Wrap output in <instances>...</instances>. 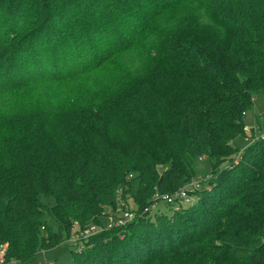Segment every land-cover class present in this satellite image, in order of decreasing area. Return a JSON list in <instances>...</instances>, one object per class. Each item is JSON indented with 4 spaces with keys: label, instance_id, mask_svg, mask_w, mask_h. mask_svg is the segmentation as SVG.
<instances>
[{
    "label": "trees",
    "instance_id": "obj_1",
    "mask_svg": "<svg viewBox=\"0 0 264 264\" xmlns=\"http://www.w3.org/2000/svg\"><path fill=\"white\" fill-rule=\"evenodd\" d=\"M260 93L264 0H0L6 260L70 245L123 199L136 217L83 239L75 264H264V138L233 145ZM203 158L196 201L150 217Z\"/></svg>",
    "mask_w": 264,
    "mask_h": 264
},
{
    "label": "rangeland",
    "instance_id": "obj_2",
    "mask_svg": "<svg viewBox=\"0 0 264 264\" xmlns=\"http://www.w3.org/2000/svg\"><path fill=\"white\" fill-rule=\"evenodd\" d=\"M61 88L62 87H59L58 91H61ZM63 88L66 90V92L68 94L71 93L72 90H74V88H77L81 94L86 95L82 83H76V84L75 83H69V84H66ZM37 93H38V91L34 92L33 90H31V91L26 90V92L24 93V98H25V100L33 102L34 100H38ZM31 104L32 103H30L29 106ZM257 119L261 120V121L264 120V94H262V93L257 94L255 96L252 109L250 112H248L246 119H245V122H246L245 128L246 127L248 128L247 132L253 131L254 132L253 135H251V133H247L246 135H244V134L240 135L233 142V145L238 149L237 155H239V153H241L243 151V149H245L247 147V145L250 144V142L253 138L262 137L264 135V128H262V129L259 128ZM251 128H253V129H251ZM258 139H261V138H258ZM194 171L196 174L194 179L195 180L198 179L200 181V189L199 190H201V188L204 185L205 186L207 185L206 187H208L209 181L205 180V179L207 178L208 175L211 176V178H212V175H211L212 173L210 171L209 159L203 158L202 160L198 161L196 163V165L194 166ZM45 200L48 201L50 204H52L54 202V200L52 198H45ZM119 200H121V198ZM128 202L131 203V200H128ZM123 203H125V202L122 199L121 202L119 203V205L116 207V209H115L116 211L114 210L115 212H112V210H110L111 214L108 213L109 215H104L103 224L96 225V227H98V230H99L98 232L102 231L103 229H107V225H108L110 219L112 218V216L119 215V214L121 215L125 212L123 207H122ZM185 206H187V205H185ZM160 210H164L167 213L171 212L169 210V208L164 204V202L157 201L155 207L150 208V210H148L150 217L153 218L154 213L156 211L159 212ZM46 220L54 229H56V224L53 222V220H51L50 217L47 216ZM76 249H77V247H74L71 244L69 245V244L63 242L54 248L39 251L34 256V258L26 264H75L72 251L76 250ZM15 264H18V263H15Z\"/></svg>",
    "mask_w": 264,
    "mask_h": 264
},
{
    "label": "built area",
    "instance_id": "obj_3",
    "mask_svg": "<svg viewBox=\"0 0 264 264\" xmlns=\"http://www.w3.org/2000/svg\"><path fill=\"white\" fill-rule=\"evenodd\" d=\"M247 131L248 128L246 127ZM263 139L262 137H258ZM254 138V139H258ZM200 189V181L197 179H192L190 182L180 187L176 191L172 193L159 194L155 193L153 196V204L151 207H147L144 211L150 210V208H154L157 201H162L164 204L169 205L173 210H179L182 206L190 204L197 199V191ZM136 212L134 211H125L123 214H119L116 216H112L110 219L107 229H110L114 226H124L130 221H132L136 217ZM98 227L96 225H90L86 228H81L78 222H75L71 228L70 236L68 238V242L75 247L80 246L83 239H86L90 235L97 233ZM80 248V247H79ZM6 246H1L0 248V264H15L18 263L16 259L12 258L10 260H6L5 257Z\"/></svg>",
    "mask_w": 264,
    "mask_h": 264
}]
</instances>
